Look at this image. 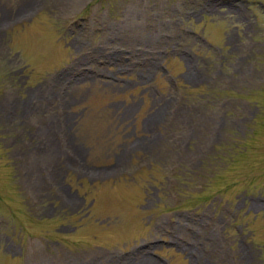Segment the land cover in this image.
Instances as JSON below:
<instances>
[{"label":"rangeland","instance_id":"374dc122","mask_svg":"<svg viewBox=\"0 0 264 264\" xmlns=\"http://www.w3.org/2000/svg\"><path fill=\"white\" fill-rule=\"evenodd\" d=\"M0 0V264H264V0Z\"/></svg>","mask_w":264,"mask_h":264},{"label":"bare ground","instance_id":"6f19581e","mask_svg":"<svg viewBox=\"0 0 264 264\" xmlns=\"http://www.w3.org/2000/svg\"><path fill=\"white\" fill-rule=\"evenodd\" d=\"M67 1H69V0H67ZM67 1H66V2H67ZM155 264H157V263H155Z\"/></svg>","mask_w":264,"mask_h":264}]
</instances>
